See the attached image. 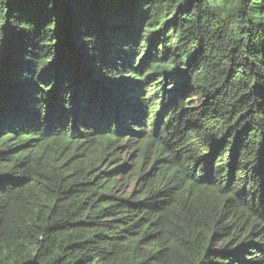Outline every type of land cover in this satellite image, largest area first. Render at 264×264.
I'll return each mask as SVG.
<instances>
[{
    "label": "trees",
    "instance_id": "trees-1",
    "mask_svg": "<svg viewBox=\"0 0 264 264\" xmlns=\"http://www.w3.org/2000/svg\"><path fill=\"white\" fill-rule=\"evenodd\" d=\"M0 264H264V0H0Z\"/></svg>",
    "mask_w": 264,
    "mask_h": 264
},
{
    "label": "rangeland",
    "instance_id": "rangeland-1",
    "mask_svg": "<svg viewBox=\"0 0 264 264\" xmlns=\"http://www.w3.org/2000/svg\"><path fill=\"white\" fill-rule=\"evenodd\" d=\"M114 147L115 146L111 147V149L108 151L110 152V155L106 157L104 166L110 163V165L114 167L118 163L125 161L127 165V171H125V173L122 175L121 180L124 189H131L134 183L137 182L135 173H145L148 171L150 167V161L146 160L144 163H141L142 161L137 159L138 153L130 150L127 146H125V143H118V146L115 148V150H113ZM91 151L93 152L94 156H97L100 153L101 148L94 147ZM115 157H118L116 158L118 160L113 161Z\"/></svg>",
    "mask_w": 264,
    "mask_h": 264
},
{
    "label": "flooded vegetation",
    "instance_id": "flooded-vegetation-1",
    "mask_svg": "<svg viewBox=\"0 0 264 264\" xmlns=\"http://www.w3.org/2000/svg\"><path fill=\"white\" fill-rule=\"evenodd\" d=\"M34 137V136H33ZM15 143V142H14ZM17 143V142H16ZM19 147H22L21 145H19Z\"/></svg>",
    "mask_w": 264,
    "mask_h": 264
}]
</instances>
